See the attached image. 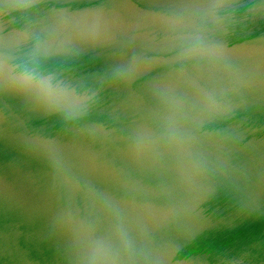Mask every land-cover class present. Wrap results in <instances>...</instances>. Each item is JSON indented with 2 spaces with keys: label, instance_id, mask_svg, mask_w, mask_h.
I'll return each mask as SVG.
<instances>
[{
  "label": "water",
  "instance_id": "water-1",
  "mask_svg": "<svg viewBox=\"0 0 264 264\" xmlns=\"http://www.w3.org/2000/svg\"><path fill=\"white\" fill-rule=\"evenodd\" d=\"M0 264H264V0H0Z\"/></svg>",
  "mask_w": 264,
  "mask_h": 264
},
{
  "label": "clouds",
  "instance_id": "clouds-1",
  "mask_svg": "<svg viewBox=\"0 0 264 264\" xmlns=\"http://www.w3.org/2000/svg\"><path fill=\"white\" fill-rule=\"evenodd\" d=\"M21 80L20 83L25 88H35L41 98L49 105L58 102V97L54 96L52 86H41V81L44 79L42 74L38 71L24 69L19 73Z\"/></svg>",
  "mask_w": 264,
  "mask_h": 264
}]
</instances>
